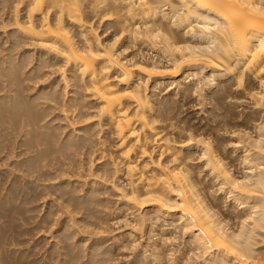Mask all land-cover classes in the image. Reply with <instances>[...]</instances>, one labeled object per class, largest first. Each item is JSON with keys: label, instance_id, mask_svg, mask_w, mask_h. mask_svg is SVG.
Wrapping results in <instances>:
<instances>
[{"label": "bare ground", "instance_id": "bare-ground-1", "mask_svg": "<svg viewBox=\"0 0 264 264\" xmlns=\"http://www.w3.org/2000/svg\"><path fill=\"white\" fill-rule=\"evenodd\" d=\"M1 12L0 264H114L131 239L118 250L93 234L115 196L151 242L146 254L133 239L124 264H264V0H0ZM187 94L214 101L209 121L179 114ZM42 228L56 241L38 258L40 242L22 246Z\"/></svg>", "mask_w": 264, "mask_h": 264}, {"label": "rangeland", "instance_id": "rangeland-1", "mask_svg": "<svg viewBox=\"0 0 264 264\" xmlns=\"http://www.w3.org/2000/svg\"><path fill=\"white\" fill-rule=\"evenodd\" d=\"M1 13H2V12H1ZM1 13H0V18L3 17V18H2L3 20L1 19L0 21H1V22L4 21V20L6 21V20H7V17L5 16L6 13H4V12H3L2 14H1ZM12 13H13V12H12ZM12 13H11V15H12V18H13V14H12ZM4 14H5V15H4ZM3 15H4V16H3ZM11 15H10V16H11ZM4 17H5V18H4ZM10 18H11V17H10ZM5 21H4V22H5ZM1 22H0V23H1ZM0 27H2V26H0ZM9 27L13 28V26H10V25H9ZM9 27L7 26V28H5V30L7 29L6 31H9V32H10L11 28L9 29ZM0 29H2V30H0V32L3 33V34L0 33V36H1L2 38H4V36H6V33H7V32H6V33L3 32V30H4L3 27L0 28ZM101 30H102V29H100V31H99V33H101V34H100V35H101V38H103V39H104V38L107 39L106 36L109 37V35H108L109 33L107 32V33H108V34H107V33L103 32V31H101ZM9 32H8V33H9ZM102 32H103L104 34H103ZM1 34H2V35H1ZM7 36H8V34H7ZM27 47H28V48H27ZM27 47L25 46V50H27V49H31L32 46H31V47H30V46H27ZM23 48H24V47H23ZM0 51H1V50H0ZM18 51H20V49L17 50V52H18ZM21 51H24V50L22 49ZM21 51L19 52V54L21 53ZM31 51H32V52L34 51V53H36V52H35L36 50H33V47H32V49H31ZM127 51H128V52H127ZM32 52H31V53H32ZM125 52H126V53H125ZM125 52H124L125 56L128 57V55L131 53V50L129 49V50H126ZM1 53L3 54V52H1ZM1 53H0V54H1ZM14 53H15V52H14ZM127 53H128V54H127ZM124 54H123L122 56H124ZM16 55H18V53H16ZM122 56H121V57H122ZM16 57H18V56H16ZM53 69H55V68H53ZM57 69H58V68H56L55 70H57ZM45 70H47V71L49 70V74H48V75H51V74L53 75V76H52V75H51V76H47V77H48V78L46 77L47 79L51 78V79L53 80V78H54V80H55V77L59 79L60 76H59V73H57L58 71H57V72L55 71L56 73H51V74H50V72H54V71H52V70L50 71V68H49V69H45ZM199 71H202V70H198V72H199ZM198 72H197V74H198ZM206 73H207V74H206ZM55 74H56V75H55ZM205 74H206V75H205ZM208 74H209V70H203L202 73H201V76H197V77H200L199 79H201V78H205V79H206V76H207ZM66 75L68 76L69 73H68V74L66 73ZM199 75H200V73H199ZM180 77L183 78V76H182L181 74L175 78V79H176V82H177V80H178ZM197 77H196V78H197ZM177 78H178V79H177ZM182 78H180V79L178 80V82L182 81ZM190 78H192V76H190ZM196 78L194 79V77H193V80H196ZM47 79H45V81L43 82V84L52 81V80H50V79H49L50 81H49V80L47 81ZM197 79H198V78H197ZM205 79H204V82H205ZM165 80H166V79H165ZM191 80H192V79H191ZM191 80H190L189 78H187L186 81H185V84H186V82L188 83V81L191 82ZM193 80H192V81H193ZM201 80L203 81V79H201ZM224 80H225V78H222V80H221V78H217L216 80H214V81L211 82V83H212V84H211V87H210V85H209V83H208L207 85H205V86H206L205 89L203 88V90H204L203 92H206V91H207V93H211L214 89L217 88V85L215 86V84H216L215 81H217V83H218V81L220 82V81H224ZM162 81H163V80H162ZM162 81H160V82H162ZM163 82H165V85H167V84H166V83H167V80H166V81H163ZM213 82H214V83H213ZM183 83H184V82H183ZM202 83H203V82H202ZM43 84H42V83H39L38 86L43 85ZM162 84H163V83H162ZM188 84H189V83H188ZM150 85H151V86H148V90H147L148 96H150V94H152V92H153V90H152V89H153V83L150 84ZM165 85H164V86H165ZM173 85H174V84H173ZM173 85H171V86H173ZM208 85H209V86H208ZM161 86H162V85H161ZM164 86H162L161 89H160V88H157V89H158L157 92L154 91V93H155V94H161V92H162L164 89H166V87H167V86H166V87H164ZM169 86H170V85H169ZM169 86H168L169 89H167L168 91H166V90H165L166 92L163 91V92H162L163 94H161L160 96H163L164 94L169 95V94H171V93H173V92L175 93V91L177 92V89H178V88L175 87L176 85L173 86V87H169ZM207 86H208V88H207ZM163 87H164V88H163ZM151 88H152V89H151ZM176 88H177V89H176ZM213 88H214V89H213ZM150 89L152 90V92H151ZM170 89H171L172 91H173V90H174V91L171 92ZM207 89H208V90H207ZM209 91H210V92H209ZM231 92H232V91H230L229 93L232 94ZM233 93H234V90H233ZM189 94H190V93H189ZM189 94H187L188 96L186 95V97H185V99H184V102H185V100H187V101L184 103V105H186V106L183 107V108H184L183 110L179 111V114H182V117H185V116H186V117H185L186 120H187V119L189 120V119H191V118L193 117L192 119L195 120L196 122L199 121L200 118L203 119V120H202L203 122H205V120L209 121L208 118L211 117V116L209 117L210 114H208V112H206V111H202L201 109H202V107H203V109L206 108V110H207V109H208L207 107H209V105L211 106V103H212L213 100L210 102L209 99L207 100V99L205 98V99L209 102V104L207 105V103H204V104H205V107H204V105H203V106H202V105L200 106V104H198V103H200V102H199L200 100H199V98H197L198 96H195L196 94L198 95V93H196L194 96H193V95H189ZM196 98H197L198 101L196 100ZM176 99H177V98H176ZM231 100H232V99H231ZM207 101H206V102H207ZM229 101H230V100H229ZM229 101H225V102H224V103H225L224 105H223V103H221L222 105H221V104L219 105V107H220V111H221V110H222V111H225V110L229 109L230 107H231V109H230L231 111H233V110L235 111V109H232V108L235 107V105H234L233 103H236L237 100L234 99V101H236V102H233V100H232V102H229ZM213 102H214V101H213ZM192 103H193L194 106L192 105ZM226 103H229L228 105H230V104L232 103L233 105L231 104L230 107L228 108V107H226V106H228V105H226ZM187 104H188V105H187ZM190 105H191V106H190ZM196 105H197V106H196ZM198 105H199V107H198ZM212 105H214V104L212 103ZM189 106H190V107H189ZM195 106H196V107H195ZM206 106H207V107H206ZM233 106H234V107H233ZM211 107H212V106H211ZM221 107H222V108H221ZM223 107H225L226 109L224 110ZM200 111H201V112H200ZM220 111H219V112H220ZM222 111H221V112H222ZM231 111H230V112H231ZM190 112H192V113H190ZM203 113H204L205 115H204ZM206 113L208 114V117L206 116V115H207ZM232 113H233V112L230 113L231 116H232ZM179 114H178V115H179ZM199 115H200V116H199ZM191 116H192V117H191ZM179 117L181 118V115H180ZM190 117H191V118H190ZM197 117H198V118H197ZM202 117H203V118H202ZM180 118H179V119H180ZM210 120H211V119H210ZM207 121H206V122H207ZM211 121H212V120H211ZM213 123H214V122H213ZM95 163H96V162H95ZM95 163H94V165H98L97 163H96V164H95ZM84 166H85V165H84ZM86 166H87L88 169H89V165L86 164ZM87 167H83V168H84L83 171L86 170L85 168H87ZM88 169L86 170L87 172H86V171L84 172V173H85V174H84V177H85V178L88 177V181H89V180L92 181L93 178H91V177L89 178L90 175L87 176ZM89 172H90V171H89ZM88 174H89V173H88ZM85 175H86V176H85ZM84 177H82L81 179H83ZM92 177H93V176H92ZM65 178H66V177H65ZM65 178H64V179H65ZM94 179H95V178H94ZM57 180H58V179L53 180L51 183H50V182H49V183H50V184H55V183L57 184L58 182L61 181L60 179H59L58 181H57ZM71 180H74V178L72 177ZM86 180H87V179H84V181H86ZM55 181H57V182H55ZM81 181H82V180H81ZM53 182H55V183H53ZM48 197H49V199H51L52 196H48ZM48 197H47V198H48ZM111 198H112V197H111ZM115 198H116V199H115ZM117 198H118V197H116V196H115L114 198H112L111 201H113V202H112L113 204H110V206H111L112 208L114 207L115 210L112 209L111 207L109 208V209H110L109 211H110V212L113 211L114 213H110V212H108V214L110 213V215L112 214L111 216L116 217V218H113V217H112V218H111V217H107V218H110L111 220H110V219H109V220L112 221L113 223L116 222V219H117V218H118V219H117V222L120 221L121 219H123V221L121 220L122 222H119V225H118L117 222H116L117 224H113V223H111V224H110V223L107 224V223L110 222V221L108 220V222H107V220H106V218H105V220H104V221H105V222H104L105 224H104L103 222H100V224L102 223V224H104V225H108V226H107V227H106V226L104 227L103 225H100V226H101V227H100L101 229L99 228V230H98V229L95 230V233H97V235L95 236V235H94L95 233H94L93 236H94L95 238H94V237H93V238H94V239H99V238H100L99 240H102V241L104 240V241H106V242L108 241L109 245H111V244H112V245L115 244V245H113V246L111 245V246L114 247V248H115V247H118L119 249L116 248V249H118V250H121V249L123 250L124 247H125L124 245H127V246H128V244L130 245L129 242H131L132 245H135L137 242L139 243V242L142 240V241H141L142 243H140L141 245H140V244H139V245H140V246H143V247L145 246L144 249L147 248V250H146V254L150 253V252H148V250L151 251V249H150V248H151V247H150V243H151V242H146V241H147V236L144 235V234L142 235V234L140 233L141 231H138V230H140V228H138V230H137L139 233H138L136 230H135L136 232L134 231V229L132 228L133 225H131V223H132L131 219L133 218V216L131 215V212H132V211L129 210V211H130L129 213H128V211H127V213H128V214H127V213L123 210V208H121V206L123 205V201H121L122 199L120 198V200L118 199V200H119V201H118ZM49 199H47V201H48ZM44 200H45V199H44ZM44 200H42L43 202H42L41 200L39 201L41 205L43 204V206H45L44 208H43V206H42L43 212H45L44 210L47 209V208H46L47 205L44 204V202L46 203L47 201H44ZM114 200H115V201H114ZM120 201H121V202H120ZM39 202H38V203H39ZM116 202H120L121 204H120V203H116ZM117 204H119V205H117ZM115 205H117L118 207H120V209H118V207L115 206ZM122 207H123V206H122ZM45 208H46V209H45ZM42 209H41V210H42ZM111 209H112V210H111ZM117 209H118V210H117ZM120 210H121V211L123 210L125 213H124L123 211L121 212ZM115 211H117V212H115ZM118 211H119V213L121 212L124 216H123L122 214H120V216H119ZM43 212L40 211V214L38 213V214H39V217L43 216V215H42V214H44ZM115 213L118 214V215H116ZM113 214H114L115 216H114ZM129 214L131 215L130 217L128 216ZM58 215H59V214H58ZM60 215H61V217H60V216H59V217L57 216V218H56V220H58V219L60 220V221H59V220L57 221L59 224H61V222H63L64 219H65V217H64L65 215H63L62 213H60ZM62 215H63V216H62ZM78 216H79V215H77V217H76L77 219L80 218V216H79V217H78ZM122 216H123V217H122ZM127 216H128V217H127ZM55 217H56V216H55ZM62 217H64V218L62 219ZM121 217H122V218H121ZM60 218H61V219H60ZM119 218H121V219L119 220ZM127 218H129V219H128L129 221H126V223H127L128 225H130V227H125V229H123L122 227H123V226H126V224H125V225H124V224L121 225L120 223H123L125 220H127ZM130 218H131V219H130ZM133 219H134V218H133ZM133 219H132V220H133ZM56 220H55V221H56ZM65 220H66V219H65ZM55 221H54L55 224L53 223V225H52V226L54 227V228H52V229H55V230H53V232H52V230H51V228H50L51 226L47 227L48 229L50 228V229H49V230L51 231L50 234L53 235V236L56 235L55 231L57 230V228H55L56 225H57V224H56L57 222H55ZM130 221H131V222H130ZM134 221H135V220H133L134 225H136V226L139 227V225H137L136 221H135V222H134ZM128 222H129V223H128ZM124 223H125V222H124ZM112 224H113V225H112ZM167 224H168V223H167ZM167 224H166V226H167ZM109 225H111L112 227L109 226ZM114 225H115V226H114ZM120 225H121V226H120ZM102 226H103V227H102ZM116 226H117V227H116ZM136 226H135V228H136ZM166 226H165V228H163V229L166 230V229H167ZM168 226H169V225H168ZM57 227H58V225H57ZM47 228H45V230H46V232H47V235H45V234H43V233H41V235H40V234L38 233L39 231H33L32 235H30V236L27 237V240H29V242L27 243V245L25 244V245L22 246V248H24V246H25V248H24L23 250H25V249H27L29 246H31V245L33 244V243H32L33 241H34V242H40V243H41V244H40L41 246L38 247L39 249L37 248V251L39 250V251H38L39 256H37L38 258L41 257V254H42V253L44 254V253H46L45 251L50 250V249H51V245H54V243H55L56 240H55V237H54V239L52 240L51 235H48L49 232L47 231V230H48ZM105 228H106V229H105ZM109 228H111L110 230H111V234H112L111 236H112V237L110 236V233H109L110 230H109ZM112 228H113V229H112ZM121 228H122V229H121ZM129 228H131V230H130ZM169 228H170V226L168 227V230H169ZM42 229H43V228H42ZM102 229H103V230H102ZM120 229H121V230H120ZM128 229H129V230H128ZM136 229H137V228H136ZM45 230L43 229L42 231H44V233H46ZM112 230H113V231H112ZM132 230H133L134 232H132ZM168 230H167V231H168ZM107 231H108V232H107ZM129 231H131V232L128 233ZM56 232H57V231H56ZM118 232H119V233H118ZM35 233L38 235V237H36L37 235H35ZM82 233H84V230H83ZM82 233H81V234H82ZM108 233H109V234H108ZM114 233H115V234H114ZM122 233H123V234H122ZM131 233H133V234H131ZM135 233H136V234H135ZM54 234H55V235H54ZM81 234H79V235H81ZM85 234H86V233H85ZM85 234H84V236H85ZM98 234H102V235H100L99 238H98ZM113 234H114V235H113ZM119 234H121V235L118 236ZM124 234H125V235H124ZM126 234L129 235V237H128ZM130 234H131V235H130ZM34 235H35V237H36L37 239H36L35 237H33ZM79 235H77V238L80 237ZM82 235H83V234H82ZM82 235H81V237H82ZM115 235H116L118 238H116ZM123 235H124V236H123ZM132 235H134V236L136 235V236H135V237H132ZM45 236H46V237H45ZM88 236H89V234H88ZM88 236H87V234H86L85 237H88ZM104 236H105V237H104ZM107 236H110V237L108 238ZM121 236H123V237H121ZM126 236H127V238H125ZM143 236H144L145 238H144ZM29 237H31V238H29ZM43 237H44V238H43ZM114 237H115V239H117V240H115ZM140 237H141L142 239L139 240ZM34 238H35V239H34ZM39 238H40V239H39ZM45 238H47V239L44 240ZM120 238H121L122 241H121V240H119V241H121V242L123 243L122 246H121L122 243H120V242L118 241V239H120ZM123 238H124L125 240H124ZM33 239H34V240H33ZM49 239H51V240H49ZM109 239L112 240V241L109 242V241H110ZM126 239H127V240H126ZM128 239H129V240L131 239V240L129 241ZM133 239H134V241L137 240V239H138L139 241H135L136 243L134 244V241H132ZM143 239H144V241H143ZM41 240H43V241H42L43 243L41 242ZM48 240H49L50 242H48ZM113 240H115V243H112V242H114ZM145 240H146V241H145ZM176 240H177V239H175V241L172 240L173 242H172L171 240H168V242H167L168 244L166 243V247H165V249H167V250H169V249H171V248H172V249H174V248L177 249V247L180 245V242H181V241H180L179 239H178L177 241H176ZM30 241H32V242H30ZM46 241L48 242V244H46ZM74 241H76V238H75ZM90 241L92 242V239H91ZM116 241H117V243H120V244H117ZM123 241H124V242H123ZM126 241H129V242L127 243ZM52 242H53V243H52ZM169 242H170V243L172 242V243L169 244ZM175 242H176V243H175ZM49 243H50V245H49ZM87 243L90 244V242H87ZM108 243H105V244L107 245ZM124 243H125V244H124ZM138 243L136 244L137 247L139 246ZM146 243L148 244V246H146ZM174 243H175V244H174ZM30 244H31V245H30ZM89 244H87V246H88ZM142 244H143V245H142ZM176 244H177V245H176ZM262 244H264V243H261V245H259V247H264V246H262ZM28 245H29V246H28ZM47 245H49V247H48ZM116 245H117V246H116ZM132 245L128 246V248L125 247V249H129ZM169 245H170V247H169ZM26 246H27V248H26ZM119 246L121 247V249H120ZM172 246H173L174 248H173ZM43 247H44V248H43ZM122 247H123V248H122ZM132 247H133V246H132ZM137 247L132 248L133 251L135 250V248L137 249V251L135 250V253L138 252V248H139V251H140V249H141V250L143 249V247H142V248H141V247H138V248H137ZM148 247H149V248H148ZM179 247H180V246H179ZM45 248H46V250H44ZM41 249H43V250H41ZM125 249H124V251H126ZM175 249H174V250H175ZM129 250H130V253H132V252H131V249H129ZM124 251H123V253H125L126 256L129 257L128 259H125V261H124V263H125V262H127L126 260H129V259L131 258L130 256H133V255H134V254H133L134 252L132 253V254H133V255H132V254H130L129 252L127 253V251H126V252H124ZM172 251H173V250H172ZM172 251H168V252H169V253H170V252L172 253ZM40 252H41V253H40ZM120 252H121V251H120ZM120 252H117V253L114 252V254L116 253L114 257L117 258V257L119 256L117 259H118V260L121 259V260H122L121 263L124 264V263H123V259H124V258H127V257H125V256H124L125 254H123V253H122V255H121ZM173 252H174V251H173ZM119 253H120V254H119ZM174 253H175V252H174ZM128 254H130V255H128ZM176 254L178 255L177 252H176ZM176 254H175V255H176ZM177 255H176V256H177ZM122 256H123L124 258H122ZM117 259L115 260L116 262L114 261L115 263H117V261H118ZM83 260H85V258H82V260H80V261H83ZM121 260H119V261H121ZM119 261H118V263L121 264ZM115 263H114V264H115ZM126 264H127V263H126Z\"/></svg>", "mask_w": 264, "mask_h": 264}]
</instances>
